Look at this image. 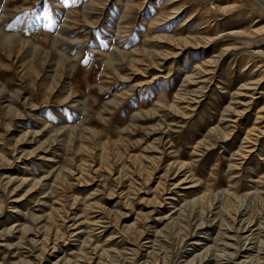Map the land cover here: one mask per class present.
<instances>
[{
    "label": "rangeland",
    "instance_id": "1",
    "mask_svg": "<svg viewBox=\"0 0 264 264\" xmlns=\"http://www.w3.org/2000/svg\"><path fill=\"white\" fill-rule=\"evenodd\" d=\"M0 264H264V0H0Z\"/></svg>",
    "mask_w": 264,
    "mask_h": 264
}]
</instances>
